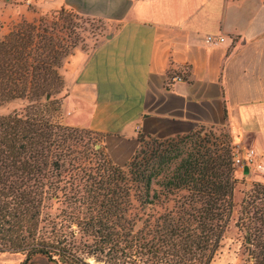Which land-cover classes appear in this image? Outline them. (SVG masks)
Returning <instances> with one entry per match:
<instances>
[{"label": "crops", "instance_id": "crops-1", "mask_svg": "<svg viewBox=\"0 0 264 264\" xmlns=\"http://www.w3.org/2000/svg\"><path fill=\"white\" fill-rule=\"evenodd\" d=\"M63 8L111 28L59 72L67 124L104 134L114 164L134 157L140 134L200 126H225L264 155V0H0V38L8 22Z\"/></svg>", "mask_w": 264, "mask_h": 264}, {"label": "rangeland", "instance_id": "rangeland-1", "mask_svg": "<svg viewBox=\"0 0 264 264\" xmlns=\"http://www.w3.org/2000/svg\"><path fill=\"white\" fill-rule=\"evenodd\" d=\"M61 10L42 15L39 28L48 27L54 37L64 39L65 45L76 41L65 59L77 46L92 48L111 31L105 21L80 14V18L71 15L73 27L63 28ZM27 23L30 22L25 18L8 22L7 33L0 40L12 30L26 28ZM61 78L64 84L57 85L52 95L37 99L36 112L71 128V138L63 153L64 167L51 171L50 195L42 203H32L40 210L37 218L28 219L22 230L12 224L3 226L5 230L10 229L8 237L13 245L0 238V264H176V256H164L160 249L154 256L150 251V247H162L163 242L158 241V225L162 226L165 215L180 205L172 196L165 199L156 192L161 181L174 173L183 158L197 155L203 147H211L222 154L229 148L242 159L235 165V208L210 264H250L246 261L247 254L236 222L241 203L252 191L253 184L264 182V155H250L251 138L243 144L235 142L225 126H200L185 134L154 141L140 134L134 157L126 165H117L106 152L104 134L67 124L63 100L68 90L62 75ZM27 104L25 98L8 101L0 105V115L24 113ZM131 162L135 166L148 163L152 166L159 162L160 175L153 178L148 195L140 194L134 184L135 178L129 168ZM172 211V218L177 219V212ZM19 245H24L25 250H18ZM34 246L53 251V259L43 252L34 254Z\"/></svg>", "mask_w": 264, "mask_h": 264}, {"label": "trees", "instance_id": "trees-1", "mask_svg": "<svg viewBox=\"0 0 264 264\" xmlns=\"http://www.w3.org/2000/svg\"><path fill=\"white\" fill-rule=\"evenodd\" d=\"M73 12H59L63 28L74 26L71 15L80 18ZM41 21L27 23L26 28L12 30L0 40V105L17 98L28 100L24 113L0 115V238L7 242L11 241L10 229H3L4 225L12 224L22 230L28 219L38 217L40 210L32 203H42L50 195L51 171L64 167V148L71 138L70 127L52 122L36 111L37 99H46L57 85L64 84L59 68L76 41L65 45L64 39L54 37L48 27L39 28ZM233 155L229 148L222 154L203 147L197 155L183 158L174 173L161 181L156 193L165 199L172 196L180 205L173 208L177 219L172 218L171 209L163 225H158V241L163 244L157 249L150 247L154 256L160 249L164 256H176V264L211 263L235 208ZM156 163L129 164L140 194L148 195L153 178L160 175V165ZM236 226L242 235L246 261L264 264V182L254 183L243 199ZM17 249L24 251L25 247L19 245ZM33 252L54 257L47 247L34 246Z\"/></svg>", "mask_w": 264, "mask_h": 264}, {"label": "built area", "instance_id": "built-area-1", "mask_svg": "<svg viewBox=\"0 0 264 264\" xmlns=\"http://www.w3.org/2000/svg\"><path fill=\"white\" fill-rule=\"evenodd\" d=\"M27 5L31 4L32 3V0H23ZM206 41L208 43H212V44H217L218 42H222L224 41V38L223 37H219V39H216L213 35H209L207 36L206 38ZM178 79H181V78H178ZM254 153L253 150L250 151V155H252ZM233 161L235 163V165L237 164H240L242 159L240 157V155L238 153H234L233 155Z\"/></svg>", "mask_w": 264, "mask_h": 264}]
</instances>
